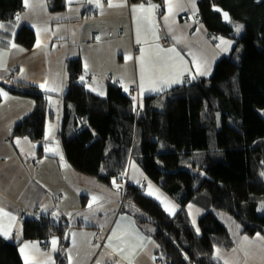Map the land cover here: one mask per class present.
<instances>
[{"label": "trees", "instance_id": "16d2710c", "mask_svg": "<svg viewBox=\"0 0 264 264\" xmlns=\"http://www.w3.org/2000/svg\"><path fill=\"white\" fill-rule=\"evenodd\" d=\"M51 1L53 12L66 9V0ZM154 1L163 11L164 0ZM216 6L243 23L241 36L223 22ZM23 10V0H0V23L7 28L0 29L1 46L9 47L13 40L27 49L35 45L31 27L15 32V17ZM199 12L210 34L234 39L240 49L236 56L223 57L209 78L142 102L133 99L134 91L127 93L110 81L102 98L81 80L82 61L67 62L69 81L58 138L71 167L110 186L125 178L134 160L179 205L171 216L143 185L127 184L122 209L138 208L143 213L135 212L138 221L154 226L160 264H222L214 258L217 248L233 249L241 235L264 236V211L259 209L264 202V0H200ZM2 89L35 100L14 136L42 144L47 120L54 117L49 95L18 83L0 82ZM191 204L205 210L196 227L187 213ZM23 228V241L47 243L59 235L58 263L67 264V220L27 216ZM0 264H23L18 242L0 236Z\"/></svg>", "mask_w": 264, "mask_h": 264}, {"label": "crops", "instance_id": "0c3cea01", "mask_svg": "<svg viewBox=\"0 0 264 264\" xmlns=\"http://www.w3.org/2000/svg\"><path fill=\"white\" fill-rule=\"evenodd\" d=\"M51 2L29 0L31 7L24 5L19 14L21 19L17 21L15 32L23 26L31 27L36 34L33 48L27 49L14 40L9 47L0 45V82L9 86L14 83L34 86L47 93L54 116L47 120L42 144L26 137H15V126L34 110L36 103L30 97L8 94L4 90L0 92V208L16 217L10 234L5 236L0 231V236L19 243L23 264H26L25 255L33 264H59L58 254L62 248L59 235L51 237L47 243L23 241L24 219L27 216H47L56 222H69L67 264H129L123 256L129 255L131 246H135L130 255L132 264H160L159 248L153 238L154 226L140 223L135 217L136 208L122 209L124 186L129 183L143 185L145 193L171 216L178 212L179 205L149 180L134 160L130 161L124 183L115 182L110 186L69 168L58 138L69 81L67 62L72 59L82 61L83 80L91 93L105 98L107 83L111 81L124 90L126 87L127 93L134 91L137 101L142 102L147 96L163 95L192 80L211 77L223 57L236 56L240 49L234 39L210 34L200 18V0H173L177 6L172 15L167 11L166 0L163 11L154 0L143 2L145 7L157 5L154 25L137 19L138 13L133 7L142 3L130 0H111L113 5H123L118 7H109V0H99L101 7H97L96 0H71L70 4L66 0V9L61 12H53ZM138 28L140 43H137ZM221 39L230 42L227 51L223 50ZM157 45L165 51L175 48L189 71L180 76V83L162 87L157 82L156 87L161 88L159 91L153 90L146 73L141 90L140 59L144 56L146 64L149 58L155 60ZM196 61L201 64V71H208L207 75L196 71ZM47 137L53 141L58 139L57 143L54 141L58 145L50 152H46L49 149ZM149 184L152 186L151 195ZM93 197H96L95 201ZM166 204L174 209L171 212L166 210ZM199 217L200 213L195 222ZM8 224V218L0 215V229ZM117 225L121 226L119 230ZM113 231L128 233L129 250L123 255H117L108 246ZM53 239L57 240L54 250ZM248 240L250 242H245L242 237L233 254L220 252V255L229 264L234 261L238 264H264V240L258 239L257 235L248 237ZM118 243L113 239L114 246ZM25 244L30 247L22 253Z\"/></svg>", "mask_w": 264, "mask_h": 264}, {"label": "snow or ice", "instance_id": "6c2138e0", "mask_svg": "<svg viewBox=\"0 0 264 264\" xmlns=\"http://www.w3.org/2000/svg\"><path fill=\"white\" fill-rule=\"evenodd\" d=\"M89 2H91V0H89ZM97 2V7H101L99 0H96ZM23 3L25 5V7H31V5L29 4V0H23ZM68 3H71V0H68ZM166 4H167V11L169 13V15L173 14V9L174 7H176L177 5H174L173 0H166ZM118 6H123V5H113L111 3V0H109V7H118ZM157 8V5L154 4H149L148 7H145V4H140L138 6L133 7V11L138 13V20H143L148 22L149 24H153L155 22V17H154V13L155 10ZM223 18L228 21L229 18V14L227 12L223 13ZM15 19L18 21L21 19V17L19 15H17L15 17ZM168 17L165 16V20H167ZM243 26H237L236 27V32L239 33L241 31V28ZM0 29L3 30H7L5 24L0 23ZM47 30V29H45ZM14 35V33H13ZM153 35L155 36V31L153 30ZM97 39H99V37H97ZM156 39H158V37H156ZM137 43H140V39H139V28L137 29ZM221 44L224 45V51L228 50V46L230 45L229 41L223 40L221 39ZM39 46V44H38ZM12 47H15V44L12 45ZM157 52L155 54V60H152L151 58H149L147 64L145 61L144 56L141 57L140 59V63H141V90H143L144 88V80H145V74L147 73V78L148 81L150 83V85L152 86L153 90L159 91L161 90V88H157L156 84L157 82L160 83V85L162 87H166V86H170V84L172 83H180V76L183 75V73L185 71H189V69L187 68L185 62L183 61V58L180 57V54L178 52H176L175 48H171L168 50H164V49H160L159 45H157ZM129 59H131V57H129ZM196 71L200 74V75H207L208 71L205 69L203 71H201V64L196 61ZM84 78L81 77V80H83ZM41 87H44V85H41ZM49 91H54L55 89H48ZM95 91V89H93ZM125 91H127V88L125 87ZM0 92H2V90H0ZM101 95H103V93H100ZM3 95L7 96V93H3ZM133 99H135V97H133ZM17 143H19V141H17ZM50 151H53V149H49ZM62 158V157H61ZM115 183V182H113ZM151 185H148L149 188V194H152L151 191ZM157 199H159V197H157ZM93 200H96V197H93ZM89 207H91V205H89ZM166 210H169L170 212L174 209V206H172L171 208H169L168 204L165 205ZM191 207V206H190ZM0 215L7 217L9 220V224L7 225V227L0 229V231L3 232V235L8 236L10 234V229L12 227V223L16 220L15 216H12L10 213L4 211L2 208H0ZM193 223H195V221H193ZM120 225H117V230L120 229ZM238 227V226H237ZM198 231V229H197ZM128 236V233L125 231L123 234H118V231H113L112 233V239L109 240V244L108 246L110 248H112V251L114 253H116L117 255H123L125 253L126 250H129V242L126 239V237ZM257 238L264 240V237H260L259 234H257ZM113 239H115L116 241H118L119 243L117 245H113ZM243 240L245 242H250L248 240V237L245 236L243 237ZM73 243H75V241L73 240ZM53 250L56 247L57 244V240L53 239L51 241ZM30 246L28 244H25L24 247L21 249V252L23 253L25 251V249L29 248ZM32 247H35V245H32ZM98 247V245H97ZM135 251V246H131L130 250H129V255H124L123 258L124 259H128L129 260V264H132V261L130 259V255L132 253H134ZM221 250L219 248L216 249V254H217V259H223V257L220 255ZM187 258V257H186ZM69 260L71 261V256H69ZM25 261L26 264H33L32 261H30L28 259V256L25 255ZM45 264H47V262H45ZM54 264V262H53ZM97 264H99V262H97ZM224 264H229L228 260H224Z\"/></svg>", "mask_w": 264, "mask_h": 264}, {"label": "rangeland", "instance_id": "374dc122", "mask_svg": "<svg viewBox=\"0 0 264 264\" xmlns=\"http://www.w3.org/2000/svg\"><path fill=\"white\" fill-rule=\"evenodd\" d=\"M68 3V2H67ZM74 5H71V7H73ZM230 24L235 28V30H236V27L237 26H243V23H241V22H239V21H237V20H232L231 19V21H230ZM244 30V27H242L241 28V31L239 32V33H237V35L238 36H241L242 34V31ZM4 84H6V83H4ZM3 90V89H2ZM4 91H6L8 94H10L6 89H4ZM23 97V96H22ZM26 98V97H25ZM263 114H264V112H263ZM216 126L217 127H220L221 126V123H220V116L218 115V123L216 124ZM49 133V132H48ZM32 141V140H31ZM46 141H47V143H48V147H49V149H53L54 150V147H56L58 144H54V141L51 139V137H47L46 138ZM56 143L58 142V139L55 141ZM49 149H47L46 150V152H50V150ZM68 163V162H67ZM137 163V162H136ZM69 164V163H68ZM69 168H72L70 165H69ZM97 181V180H96ZM98 183H100L99 181H97ZM116 183L118 182V183H124L123 182V180H119V181H115ZM107 186V185H106ZM125 189L127 190V185L125 184ZM125 190V191H126ZM123 203V202H122ZM123 205V204H122ZM191 206V207H190ZM129 209V208H128ZM259 209L261 210V211H264V202H261L260 204H259ZM129 210H131V208L129 209ZM137 210V212H138V214L140 215V216H142L143 215V213H142V211H140L138 208L136 209ZM179 211V210H178ZM205 212V210L204 209H202V208H200L199 206H197V205H189L188 207H187V213H188V215H189V218H190V220H191V218H192V224H193V220L194 221H196L195 220V217H198V214L200 213V217H201V215L203 214ZM178 213V212H177ZM177 213H175V215L177 214ZM191 216V217H190ZM199 217V218H200ZM199 218L197 219V222H195L193 225H198V220H199ZM226 218L228 219V217L226 216ZM197 223V224H196ZM228 225L230 226V228H231V230H234L233 228H234V226H233V223L230 221V220H228ZM245 236H247V235H245ZM244 235L242 236H240L239 237V240H238V243H237V245L239 244V242H240V240L242 239V237H245ZM262 236V235H261ZM247 237H250V236H247ZM235 248L236 247H234L233 249H231V250H226V249H220L221 250V252L222 253H224V254H233V252L235 251ZM228 252H232V253H228ZM238 254H240L241 255V251H238ZM214 258L215 259H217V254H216V250L214 251ZM218 261H220L222 264H224V258L223 259H217ZM239 262H237V261H234V262H232L231 264H238Z\"/></svg>", "mask_w": 264, "mask_h": 264}, {"label": "water", "instance_id": "95a60500", "mask_svg": "<svg viewBox=\"0 0 264 264\" xmlns=\"http://www.w3.org/2000/svg\"><path fill=\"white\" fill-rule=\"evenodd\" d=\"M214 10H215L216 12H218L219 14H221L222 18H223V13H224V12H227V11L223 10L221 7H218V6L214 7ZM227 13L229 14V12H227ZM229 18H230V19H229L228 21H226V20L223 18V22H224L225 24H229L230 21H231V16H230V14H229Z\"/></svg>", "mask_w": 264, "mask_h": 264}]
</instances>
